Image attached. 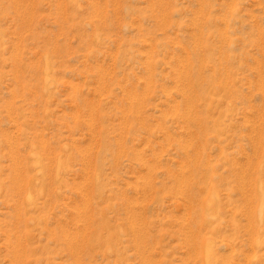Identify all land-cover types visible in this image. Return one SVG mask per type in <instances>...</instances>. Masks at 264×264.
Here are the masks:
<instances>
[{"label": "rangeland", "instance_id": "374dc122", "mask_svg": "<svg viewBox=\"0 0 264 264\" xmlns=\"http://www.w3.org/2000/svg\"><path fill=\"white\" fill-rule=\"evenodd\" d=\"M0 264H264V0H0Z\"/></svg>", "mask_w": 264, "mask_h": 264}]
</instances>
